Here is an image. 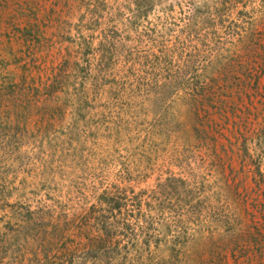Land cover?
Segmentation results:
<instances>
[{"label": "rangeland", "instance_id": "obj_1", "mask_svg": "<svg viewBox=\"0 0 264 264\" xmlns=\"http://www.w3.org/2000/svg\"><path fill=\"white\" fill-rule=\"evenodd\" d=\"M12 1L0 264H264V0Z\"/></svg>", "mask_w": 264, "mask_h": 264}, {"label": "crops", "instance_id": "obj_2", "mask_svg": "<svg viewBox=\"0 0 264 264\" xmlns=\"http://www.w3.org/2000/svg\"><path fill=\"white\" fill-rule=\"evenodd\" d=\"M16 2H18V0H13L12 3L16 4ZM20 3V2H19ZM16 6H18V4H16Z\"/></svg>", "mask_w": 264, "mask_h": 264}]
</instances>
